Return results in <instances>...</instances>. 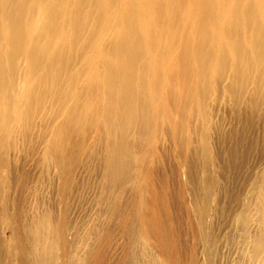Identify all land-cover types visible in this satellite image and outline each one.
Returning <instances> with one entry per match:
<instances>
[{"label": "bare ground", "instance_id": "obj_1", "mask_svg": "<svg viewBox=\"0 0 264 264\" xmlns=\"http://www.w3.org/2000/svg\"><path fill=\"white\" fill-rule=\"evenodd\" d=\"M212 80L224 83L228 99L242 82L264 97V0H0V144L16 117L56 106L66 120L49 145L61 155L59 166L70 162L63 152L75 146L69 134L96 120L109 135L107 175L117 183L129 169L128 149L117 137L123 125L150 116L155 100L166 111L163 89L175 93L176 109L181 94L199 103ZM109 220L122 225L129 250L151 264H176L180 249L189 250L194 264L205 240L201 232L174 230L167 215L136 217L140 226L132 233L129 217ZM32 222L39 243L32 264H51L61 243L63 260L104 264L101 246L83 261L85 249L68 243L59 218ZM22 253V264H30Z\"/></svg>", "mask_w": 264, "mask_h": 264}, {"label": "rangeland", "instance_id": "obj_2", "mask_svg": "<svg viewBox=\"0 0 264 264\" xmlns=\"http://www.w3.org/2000/svg\"><path fill=\"white\" fill-rule=\"evenodd\" d=\"M223 86L212 80L199 103L181 94L177 109L175 93L163 89L166 111L155 100L150 116L123 125L117 137L129 169L118 184L107 175L109 135L99 121L69 134L75 146L63 150L70 162L61 167V155L49 151L66 122L58 107L16 117L0 144V264H22L24 250L32 264L37 216L59 218L68 243L85 249L83 261L101 246L104 264H151L109 220L129 217L132 233L143 214L167 215L183 233L201 232L194 264H264V248L255 254L264 239L254 237L264 234V97L242 82L228 99ZM59 249L51 264H72ZM176 252V264H192L188 249Z\"/></svg>", "mask_w": 264, "mask_h": 264}]
</instances>
